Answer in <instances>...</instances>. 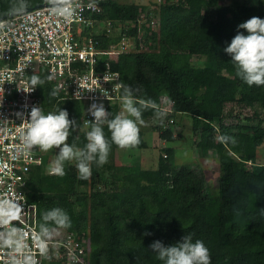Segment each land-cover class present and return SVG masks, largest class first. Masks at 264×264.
Instances as JSON below:
<instances>
[{"label": "trees", "instance_id": "obj_1", "mask_svg": "<svg viewBox=\"0 0 264 264\" xmlns=\"http://www.w3.org/2000/svg\"><path fill=\"white\" fill-rule=\"evenodd\" d=\"M50 1L23 3L33 6ZM20 2L0 0V15ZM99 4L104 17L134 22L128 30L132 37L144 32L143 39L135 40V51L120 54L112 63L120 74V95L129 87L136 100L155 102L164 116L153 108L143 110L142 116L158 119L153 127L166 142L175 140L170 127L176 123L174 116L190 118L197 154L206 157L212 152L219 160L218 195L209 202L205 199L203 169L198 164H175L170 146L163 147L156 167L144 168L133 161H116L119 146L113 143L107 163L93 164L86 180L79 178L75 161L65 163L62 176L46 171L52 151H42L41 164L30 169L26 182L27 200L36 206L37 229L43 223L42 213L54 207L64 209L70 226L48 222L51 235L47 237L62 239L73 233L76 240L84 238L87 264H162L151 243L159 239L172 244L189 233L208 247L211 264H264V163L257 161L264 140V86L244 83L223 51L237 31L246 32L238 24L253 16L264 18V0L225 4L164 0L157 10L160 22L153 28L139 24L144 7L139 3L101 0ZM192 55L203 59L192 62ZM33 75L45 79L43 86L36 87L42 110L66 109L78 124L67 142L83 147L84 133L91 126L80 125L82 104L50 97L53 89L43 68ZM243 108L250 114L241 115ZM119 109L114 103L108 111L114 116ZM104 132L110 139L107 124ZM142 137L140 132L137 149L147 147ZM57 151L53 149L55 160ZM45 264L65 263L53 257Z\"/></svg>", "mask_w": 264, "mask_h": 264}, {"label": "built area", "instance_id": "obj_2", "mask_svg": "<svg viewBox=\"0 0 264 264\" xmlns=\"http://www.w3.org/2000/svg\"><path fill=\"white\" fill-rule=\"evenodd\" d=\"M100 1L68 0L70 17L55 15L52 5L45 4L0 19V264H45L53 257L65 264H87L84 238L76 240L73 233L49 238L37 229L36 206L27 200L26 182L30 169L41 164L42 150L23 154L18 149L31 108L42 109L36 89L28 91L31 75L41 68L52 77L47 80L59 99L82 104L83 128L93 123L88 112L93 102L107 110L120 104L121 79L112 63L120 54L135 51V40L143 39L144 32L132 37L128 30L134 22L104 17ZM137 20L154 27L141 14Z\"/></svg>", "mask_w": 264, "mask_h": 264}, {"label": "clouds", "instance_id": "obj_3", "mask_svg": "<svg viewBox=\"0 0 264 264\" xmlns=\"http://www.w3.org/2000/svg\"><path fill=\"white\" fill-rule=\"evenodd\" d=\"M52 12L58 16L70 17L72 8L67 0H51ZM27 6L23 0L13 6L14 14H24ZM238 29H245L246 32L237 31L223 51L230 55L231 61L236 69V75L247 85L253 84L264 86V18L253 16L237 25ZM48 80L52 77L48 76ZM45 79L39 75H32L30 88L34 91L37 86H43ZM57 90L53 89L49 95L55 97ZM147 108L157 109V114L164 115L163 111L157 108L154 101L136 100L131 88L125 87L122 96V111L112 115L103 103L93 102L89 108L93 123L88 131L84 133L86 143L78 147L75 142L68 143L69 135L78 127L74 118H69L66 109L59 108L56 111L45 113L40 107L31 108L28 125L19 132L21 147L18 149L27 154L34 148L42 151L57 149L55 166L52 171L57 175L65 174V163L75 161L80 179H88L92 174V165L103 166L108 161L111 144L120 148H134L140 143V127L145 125L142 112ZM18 115H21L18 113ZM111 133L110 139L105 136L104 125ZM223 139L229 140L230 137ZM235 143V140H232ZM40 234L51 235L48 222L54 225L67 228L71 221L68 213L60 208L54 207L42 213ZM145 235H151L146 232ZM6 243H13V240H6ZM18 243V242H17ZM150 248L156 254V258L162 264H211V256L205 243L196 239L192 234H185L172 244H165L163 241L154 240ZM45 249L42 246L41 251Z\"/></svg>", "mask_w": 264, "mask_h": 264}, {"label": "rangeland", "instance_id": "obj_4", "mask_svg": "<svg viewBox=\"0 0 264 264\" xmlns=\"http://www.w3.org/2000/svg\"><path fill=\"white\" fill-rule=\"evenodd\" d=\"M119 2H136L144 6L140 9V14L145 17L146 20L153 22L154 26L157 27L159 24V16L157 15V10L160 7L159 3L164 2V0H117ZM229 0H218L220 4H225ZM203 58H199L196 55H192L190 60L201 61ZM163 101H166L163 100ZM169 102V101H167ZM168 103L163 104V107H166ZM121 111H122V100L120 101ZM230 104L225 105V109L229 108ZM237 111V109H236ZM240 114L249 115L250 111L246 108L240 110ZM182 114L174 116L173 120L176 123H171L175 136V140L170 142H163L159 137V132L154 129L153 126L158 124V119H145V125L140 127V132L142 133V138L146 141L147 147L143 149H137L136 147L130 149H124L118 147L115 150L116 161L121 163H127L133 161L139 163L140 166L144 168H154L156 167L158 157L164 154L163 147H172L174 150L173 161L175 164H189L194 165L198 164L203 169L206 185L204 190L201 192L205 196V199L209 200L215 199L218 195V177H219V160L216 155L212 152H209L206 157H201L197 154L194 143L197 135L191 132V120L188 118V121L180 117ZM164 116V115H163ZM182 119H180V118ZM166 120V119H165ZM181 120V122H180ZM232 121V120H231ZM229 122V121H228ZM166 125V122H165ZM156 143V144H154ZM54 149V148H53ZM53 149L48 150L51 152L49 156V163L46 164V171L54 173L52 171L55 166L54 152ZM258 162L264 163V140L258 148ZM209 199V200H208Z\"/></svg>", "mask_w": 264, "mask_h": 264}, {"label": "water", "instance_id": "obj_5", "mask_svg": "<svg viewBox=\"0 0 264 264\" xmlns=\"http://www.w3.org/2000/svg\"><path fill=\"white\" fill-rule=\"evenodd\" d=\"M67 1H68V0H67ZM45 4H47V5H52V2L50 1V2H48V3H38V4H35V5H33V6H27V10H30V9H32V8L39 7V6H42V5H45ZM13 15H17V14H14V13H13V10H12V11H10V12H7V13H5V14L0 15V19H2V18H6V17H10V16H13Z\"/></svg>", "mask_w": 264, "mask_h": 264}, {"label": "crops", "instance_id": "obj_6", "mask_svg": "<svg viewBox=\"0 0 264 264\" xmlns=\"http://www.w3.org/2000/svg\"><path fill=\"white\" fill-rule=\"evenodd\" d=\"M119 107H120L119 112H121V105H120V104H119ZM159 139H160V138H159ZM160 141H161V139H160ZM164 142H166V141L163 140L162 144H163ZM154 144H156V143H154Z\"/></svg>", "mask_w": 264, "mask_h": 264}]
</instances>
